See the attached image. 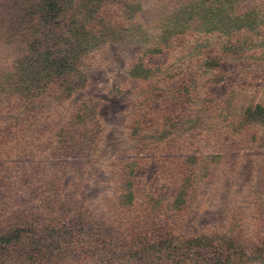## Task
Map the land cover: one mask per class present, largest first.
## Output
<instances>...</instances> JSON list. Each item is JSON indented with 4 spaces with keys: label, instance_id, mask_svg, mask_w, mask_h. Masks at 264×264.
Here are the masks:
<instances>
[{
    "label": "rangeland",
    "instance_id": "1",
    "mask_svg": "<svg viewBox=\"0 0 264 264\" xmlns=\"http://www.w3.org/2000/svg\"><path fill=\"white\" fill-rule=\"evenodd\" d=\"M0 93V264H264V0H0Z\"/></svg>",
    "mask_w": 264,
    "mask_h": 264
},
{
    "label": "trees",
    "instance_id": "2",
    "mask_svg": "<svg viewBox=\"0 0 264 264\" xmlns=\"http://www.w3.org/2000/svg\"><path fill=\"white\" fill-rule=\"evenodd\" d=\"M59 48V50H61V52H59V54H58V56H54V58H53V60L51 61V62H53L54 64H55V68L57 69V70H60V69H64V68H68L69 67V65L67 64V62H69V59H68V55H67V53H66V49H64L63 50V48L61 47V46H59L58 47ZM54 55V54H53ZM141 69V67H137V70H140ZM37 92H36V90H32V89H30V90H27V91H23L22 92V90H20V92H18V94H17V96L16 97H14V102H15V104L17 105V106H21V109L22 110H24V111H30V109L28 108V107H23L22 105L25 103V102H27V99L29 98V97H31L32 99L34 98V97H36L37 96V94H36ZM0 95H2L3 97H5L6 98V96H5V94H3V93H0ZM15 95V94H14ZM10 98H12V97H10ZM20 99H23V100H20ZM8 100H10V101H13L12 99H8ZM9 102V101H8ZM22 104V105H21ZM8 107V106H7ZM138 126L140 125V124H137ZM135 127H136V125H135ZM47 228L50 230V226L49 225H47ZM50 237V236H49ZM53 240H54V236H52L51 237ZM57 238V237H56ZM42 244H43V250H40V252H34V253H37V254H39V253H43V255H45L46 257H49V256H51L54 252L53 251H51L52 249H55V248H53V247H51L50 248V245H51V243H49V242H47V241H43L42 242ZM249 249H250V251H251V253L250 252H245V251H243V250H245L244 248H242L241 249V253H246V254H241L242 255V259H247V261H249V260H252L253 259V257H254V252L257 250L255 247H249ZM44 257H42V259H43ZM212 260H214V259H212ZM211 260V261H212ZM192 262H195V260H191Z\"/></svg>",
    "mask_w": 264,
    "mask_h": 264
}]
</instances>
